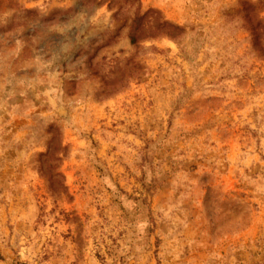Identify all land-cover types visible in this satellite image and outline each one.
Listing matches in <instances>:
<instances>
[{
    "label": "rangeland",
    "instance_id": "rangeland-1",
    "mask_svg": "<svg viewBox=\"0 0 264 264\" xmlns=\"http://www.w3.org/2000/svg\"><path fill=\"white\" fill-rule=\"evenodd\" d=\"M0 264H264V0H0Z\"/></svg>",
    "mask_w": 264,
    "mask_h": 264
}]
</instances>
